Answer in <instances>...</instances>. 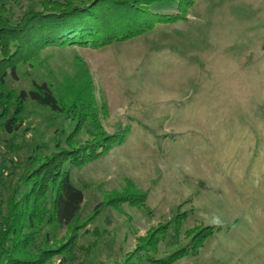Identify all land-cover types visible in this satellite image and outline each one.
<instances>
[{"label": "rangeland", "instance_id": "obj_1", "mask_svg": "<svg viewBox=\"0 0 264 264\" xmlns=\"http://www.w3.org/2000/svg\"><path fill=\"white\" fill-rule=\"evenodd\" d=\"M82 69L104 131L127 136L71 168L84 195L75 245L45 264L120 260L139 237L167 223L157 257L189 245V229L214 226L198 253L172 264H264V0H195L186 18L129 40L48 48L33 67H21L10 87L34 78L62 89L68 77L79 86ZM67 123L28 103L13 138L21 149L9 147L0 131V200H7L33 145L53 149L56 129ZM126 180L145 194L143 205L106 204ZM177 213L184 214L178 232ZM70 233L44 225L29 249L67 246Z\"/></svg>", "mask_w": 264, "mask_h": 264}, {"label": "trees", "instance_id": "obj_2", "mask_svg": "<svg viewBox=\"0 0 264 264\" xmlns=\"http://www.w3.org/2000/svg\"><path fill=\"white\" fill-rule=\"evenodd\" d=\"M170 4L175 5L174 12H164ZM194 4L195 0H0V131L8 135L7 144L15 151L21 149L13 138L24 122L28 103L68 122L56 129L53 149L46 142L33 145L7 200H0V264H45L73 249L77 227L73 223L84 195L72 182L70 170L105 155L127 136L104 131L87 69L81 71L79 86L68 77L62 89L34 78L27 87H10L20 80L21 67H33L48 48H99L135 38L157 24L186 18ZM126 181L106 204L143 205L145 194ZM183 216L177 213L174 219L177 232ZM44 225L67 227L73 237L67 246L30 250ZM168 225L151 229L137 239L133 250L106 264H172L188 253H198L214 231L210 225L189 229V245L157 257L159 238Z\"/></svg>", "mask_w": 264, "mask_h": 264}]
</instances>
